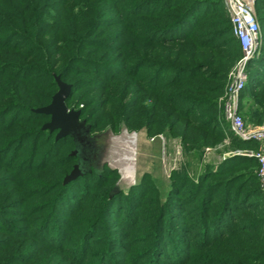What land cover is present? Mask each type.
<instances>
[{"label":"rangeland","instance_id":"rangeland-1","mask_svg":"<svg viewBox=\"0 0 264 264\" xmlns=\"http://www.w3.org/2000/svg\"><path fill=\"white\" fill-rule=\"evenodd\" d=\"M216 1L0 0V264H264V0L246 54Z\"/></svg>","mask_w":264,"mask_h":264},{"label":"built area","instance_id":"built-area-1","mask_svg":"<svg viewBox=\"0 0 264 264\" xmlns=\"http://www.w3.org/2000/svg\"><path fill=\"white\" fill-rule=\"evenodd\" d=\"M229 17L232 33L237 38L244 54L251 51L258 36V24L254 16V0H223ZM227 117L231 120L235 130L245 135L242 118L236 114L231 104H226ZM253 135L260 141L261 150L257 153L258 177L264 193V124L253 131Z\"/></svg>","mask_w":264,"mask_h":264},{"label":"water","instance_id":"water-1","mask_svg":"<svg viewBox=\"0 0 264 264\" xmlns=\"http://www.w3.org/2000/svg\"><path fill=\"white\" fill-rule=\"evenodd\" d=\"M57 84L59 86L58 90L52 95V100L49 104L44 105L37 110L42 111L46 114H50V120L43 124V128H48L53 130L59 128L57 136L73 135L79 139L84 137L82 131L84 128V119H79L80 111L79 109H67L64 100L67 98L68 84L59 80L58 76H55ZM78 174V169L74 166V169L65 176V181L76 177Z\"/></svg>","mask_w":264,"mask_h":264},{"label":"bare ground","instance_id":"bare-ground-1","mask_svg":"<svg viewBox=\"0 0 264 264\" xmlns=\"http://www.w3.org/2000/svg\"><path fill=\"white\" fill-rule=\"evenodd\" d=\"M125 149L129 150L128 146H126ZM131 159H133V156H131L129 154H126L125 156H122V158L119 159L121 162L126 163V165L123 168V172H124L125 176H128V177L131 176L133 171H134V167L130 162Z\"/></svg>","mask_w":264,"mask_h":264},{"label":"trees","instance_id":"trees-1","mask_svg":"<svg viewBox=\"0 0 264 264\" xmlns=\"http://www.w3.org/2000/svg\"><path fill=\"white\" fill-rule=\"evenodd\" d=\"M216 2L219 3V5H220V6H217V7H219V9H223L225 11V14L227 16V21L229 23V27L227 28V33H230L234 37V39H236V41H237V48H238V51H240L239 42H238L237 38L232 33L231 23H230V20H229L228 15H227V12H226V10L224 8L223 2H222V0H217ZM66 137H68V136H64L63 139L66 138ZM257 163H258V161H257ZM227 205L229 206L228 209L231 210L232 209V202L230 200H229V202H227ZM222 221L223 220H221V222ZM263 223H264V221H263Z\"/></svg>","mask_w":264,"mask_h":264}]
</instances>
